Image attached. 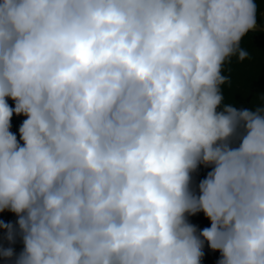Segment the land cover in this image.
<instances>
[{"label":"clouds","instance_id":"1","mask_svg":"<svg viewBox=\"0 0 264 264\" xmlns=\"http://www.w3.org/2000/svg\"><path fill=\"white\" fill-rule=\"evenodd\" d=\"M257 18L255 0H0V230L23 242L0 259L201 264L207 243L264 264V94L238 109L222 89Z\"/></svg>","mask_w":264,"mask_h":264},{"label":"trees","instance_id":"2","mask_svg":"<svg viewBox=\"0 0 264 264\" xmlns=\"http://www.w3.org/2000/svg\"><path fill=\"white\" fill-rule=\"evenodd\" d=\"M258 5L257 24L264 25V19L261 12L264 11V0H255ZM241 46L249 52V58L243 62L233 58L231 63L226 64L224 74L230 76L231 83L222 86L225 103H232L239 108H251L261 103V95L264 94V30H255L249 32L242 40ZM12 104V101H9ZM25 117H13L12 131L17 134L19 139V126ZM211 171L210 167L200 166L197 173L194 174V187L198 193L199 181L206 177ZM0 220L5 223H13L15 225L17 217L14 213H0ZM189 221L199 229L210 227V221L200 212L189 217ZM5 233L0 230V244L4 247H13L18 254L23 249V242L17 237L16 242L9 245L3 237ZM205 255L201 264H217L220 258L218 251H212L205 243ZM3 260V259H0ZM5 261V260H3ZM9 263L8 261H5Z\"/></svg>","mask_w":264,"mask_h":264},{"label":"water","instance_id":"3","mask_svg":"<svg viewBox=\"0 0 264 264\" xmlns=\"http://www.w3.org/2000/svg\"><path fill=\"white\" fill-rule=\"evenodd\" d=\"M261 15H262V17L264 19V11L261 12ZM255 30H264V25L257 24V27H256Z\"/></svg>","mask_w":264,"mask_h":264},{"label":"rangeland","instance_id":"4","mask_svg":"<svg viewBox=\"0 0 264 264\" xmlns=\"http://www.w3.org/2000/svg\"><path fill=\"white\" fill-rule=\"evenodd\" d=\"M0 264H9V263H7V262H5L3 260H0Z\"/></svg>","mask_w":264,"mask_h":264}]
</instances>
